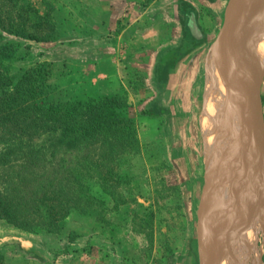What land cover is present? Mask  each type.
I'll return each mask as SVG.
<instances>
[{"label":"rangeland","instance_id":"obj_1","mask_svg":"<svg viewBox=\"0 0 264 264\" xmlns=\"http://www.w3.org/2000/svg\"><path fill=\"white\" fill-rule=\"evenodd\" d=\"M180 1L198 10L186 30L202 33L204 43L164 81L157 76L159 56L182 37ZM228 1L19 0L41 15L49 13L56 35L50 42L20 40L27 51L15 62L16 78L24 69L45 65L44 101L50 104L123 98L122 116L133 122L137 143L117 159L116 182L89 184L88 204L63 219L60 235L40 227L37 235L29 234L0 219L3 264H199L197 222L205 177L213 159L222 167L232 158L223 152L226 147L219 150L230 117L226 129L218 119L207 135L201 124L205 59L221 34ZM256 8L253 4V23ZM15 40L2 35L0 45ZM183 41L191 43L189 35ZM259 73L264 115V64ZM213 200L203 223L204 240L212 239L205 249L226 230L224 208L217 196ZM258 206L262 212L251 221L256 207L250 211L238 244L246 248L245 257L233 259V251L224 263L264 264V201Z\"/></svg>","mask_w":264,"mask_h":264},{"label":"trees","instance_id":"obj_2","mask_svg":"<svg viewBox=\"0 0 264 264\" xmlns=\"http://www.w3.org/2000/svg\"><path fill=\"white\" fill-rule=\"evenodd\" d=\"M195 14L197 18L187 1L178 3L182 37L160 54L158 79L165 81L176 63L204 43L202 33L186 30L194 26ZM2 35L19 41L0 45V219L29 234L37 235L40 227L60 235L63 219L88 204L91 182H116V161L136 145L135 128L122 116L126 105L119 96L44 101L43 64L22 70L16 78L15 62L23 59L21 50L27 51L20 40L55 38L49 13L41 15L19 0H0ZM188 35L191 43L183 41ZM4 260L0 252V264Z\"/></svg>","mask_w":264,"mask_h":264},{"label":"water","instance_id":"obj_3","mask_svg":"<svg viewBox=\"0 0 264 264\" xmlns=\"http://www.w3.org/2000/svg\"><path fill=\"white\" fill-rule=\"evenodd\" d=\"M253 4L264 8V0H229L220 34L225 64L229 71L231 65L235 66L241 77L242 85L235 88L238 89V99L240 102L242 101L241 111L245 118L241 133L243 134L242 139L240 142V138L236 141L233 149L229 151L226 149L224 152L234 156L247 137L252 143V150L245 163L233 171L228 180L229 183L223 185H219V161L217 158L211 161L212 166L205 177L198 212L199 264H223L242 240L246 217L250 211L264 201V115L261 77L255 73L259 66L250 48L252 42L256 40V30L251 12L250 20L246 21L239 9L241 5L252 6ZM231 28L233 29L231 30ZM234 29H237V33ZM225 135L222 136V139ZM210 196L213 198L217 196L219 209L224 208V212L220 215L222 218L224 215V229L226 230L223 233L221 229L217 241L210 248L205 249L203 223L206 204ZM249 201L251 204L246 206Z\"/></svg>","mask_w":264,"mask_h":264},{"label":"bare ground","instance_id":"obj_4","mask_svg":"<svg viewBox=\"0 0 264 264\" xmlns=\"http://www.w3.org/2000/svg\"><path fill=\"white\" fill-rule=\"evenodd\" d=\"M243 7L245 9L241 10V8ZM251 7L252 6L250 5H241L239 7L240 14H242L243 18L245 17L246 21L250 20ZM255 14L257 15L256 22L254 23L255 30H256L255 31L256 40L252 42L250 48H251L252 55L257 60L258 66L262 67L264 64V40L263 41H260V40L264 38V8L257 7L255 10ZM251 16H252V13H251ZM247 18L249 19L247 20ZM232 29L233 28H231V30ZM237 29H234L236 33H237ZM259 67L256 69L255 73L260 77ZM204 68H205V82H206L205 93L206 94H205V103H204V113L202 114V117H201V124L203 126L204 132H206V135H207L208 132L213 128L214 124L218 121V119L220 120L219 125L223 124L224 129H226L225 128L226 120H229V117H230L228 132L226 133L223 139L224 140L223 142H225V145L224 146L221 145L222 147L219 149V150H222L224 147H226L225 150L228 149L229 151L230 149H233L235 147V143L239 138H240L239 142L242 139L243 134L241 133L244 128L245 118L241 111L242 101L240 102V100L238 99V94H237L238 89L235 88V87L239 88V86L242 85L241 77L238 74V71L236 70L235 66L231 65L230 71H229L227 68V65L225 64V60L223 57V47H222L221 36H219L216 39V41L213 43V45L211 46L210 52L207 54V57L205 59ZM216 150L217 149L215 148L214 153H216ZM251 150H252V143L250 139L247 137L242 143L237 153L234 156L232 155V158L229 161H227V159L224 158L225 161L221 162V164L223 162L224 163L228 162V163L224 166L221 165L222 167H218L219 181L226 183L232 176L233 171L245 163V161L248 159V157L251 154ZM225 191L226 189L222 193L224 194ZM211 204H214V200H213V197L210 196L206 204L204 218L208 215V212L211 210V207H210ZM258 207H256L251 212L249 216L251 221L254 219L255 216H257V214L259 216V214L262 212L258 209ZM248 227L250 226L249 225L246 226V228ZM250 232L251 231H247L246 235L251 241L252 235L251 237H249ZM211 240L212 239H208V241L204 240L205 246H207L211 242ZM245 251H246V248L244 249L243 247H240V245H238V247L234 250L232 258L233 257L235 258L236 256L242 258L245 255ZM223 264H227V263H223Z\"/></svg>","mask_w":264,"mask_h":264},{"label":"crops","instance_id":"obj_5","mask_svg":"<svg viewBox=\"0 0 264 264\" xmlns=\"http://www.w3.org/2000/svg\"><path fill=\"white\" fill-rule=\"evenodd\" d=\"M177 10V9H176ZM198 12V10L196 9V13Z\"/></svg>","mask_w":264,"mask_h":264}]
</instances>
